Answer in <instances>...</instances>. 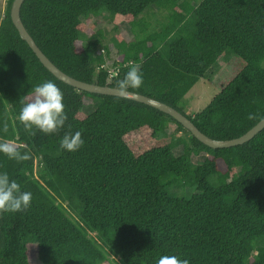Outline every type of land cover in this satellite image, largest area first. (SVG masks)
Returning <instances> with one entry per match:
<instances>
[{
    "label": "trees",
    "instance_id": "16d2710c",
    "mask_svg": "<svg viewBox=\"0 0 264 264\" xmlns=\"http://www.w3.org/2000/svg\"><path fill=\"white\" fill-rule=\"evenodd\" d=\"M12 1L0 18V142L30 158L0 153V173L32 201L24 211L0 213V264H33L30 245L39 264H156L161 255L264 264V127L244 143L212 148L154 107L66 84L20 37ZM151 6L167 11L159 29L143 18ZM19 13L66 74L117 87L130 62L139 65L143 85L128 90L170 105L213 139L238 137L264 116V0H24ZM92 16L112 22L116 59L102 29L88 23ZM229 51L243 67L204 107L185 114L187 92ZM44 81L64 93L68 119L56 133L32 135L18 116ZM85 99L94 107L85 109ZM76 131L83 146L61 149L63 136Z\"/></svg>",
    "mask_w": 264,
    "mask_h": 264
},
{
    "label": "clouds",
    "instance_id": "9594fccd",
    "mask_svg": "<svg viewBox=\"0 0 264 264\" xmlns=\"http://www.w3.org/2000/svg\"><path fill=\"white\" fill-rule=\"evenodd\" d=\"M143 82V74L139 65L130 62L129 70L124 79L118 81L115 90L120 95H128L129 88L139 89ZM63 100L62 90L54 82L44 81L34 88L32 97L23 103L18 119L32 135H35L33 129L44 134L56 133L64 127L68 119ZM84 143L82 133L76 131L74 134H65L60 141V147L74 152ZM0 153L18 162L30 158L27 152L21 153L17 147L8 142H0ZM31 201V192L22 191L20 184L16 180L10 179L6 172L0 173V213L24 211L30 207ZM156 264H190V261L181 259L177 255H161Z\"/></svg>",
    "mask_w": 264,
    "mask_h": 264
},
{
    "label": "rangeland",
    "instance_id": "374dc122",
    "mask_svg": "<svg viewBox=\"0 0 264 264\" xmlns=\"http://www.w3.org/2000/svg\"><path fill=\"white\" fill-rule=\"evenodd\" d=\"M6 0H0V18L3 15ZM167 11L159 9L158 7H149L148 10L143 13V18L150 23L155 29H159L160 24L166 18ZM141 15V16H142ZM95 23L94 30L101 28L103 32L104 42L111 49L112 57L116 59L115 48L113 47L111 37L114 34L112 30V22L108 17L92 16L88 23ZM123 35L128 39L132 36L130 27L127 22L121 21L119 23ZM91 27V31H92ZM121 33V32H120ZM110 63V62H109ZM244 65V61L233 54L232 52H226L221 55L217 61L207 70L205 76L200 78L198 82L187 92L184 99L181 101V107L185 114L193 115L202 107H204L210 99L224 86ZM84 108L89 109L94 107L93 101L85 99ZM13 145V144H12ZM175 152H179V147ZM205 154L192 155L191 160L193 163H201ZM36 247L30 245L28 247V257L31 263L39 264L36 260Z\"/></svg>",
    "mask_w": 264,
    "mask_h": 264
},
{
    "label": "water",
    "instance_id": "95a60500",
    "mask_svg": "<svg viewBox=\"0 0 264 264\" xmlns=\"http://www.w3.org/2000/svg\"><path fill=\"white\" fill-rule=\"evenodd\" d=\"M24 0H13L10 6V18L17 29L20 37L27 42L29 47L32 49L36 57L39 59V61L46 67L48 71H50L57 79L63 81L66 84H69L77 89L87 91L89 93H98V94H106V95H115L120 96L128 99H132L134 101L144 103L146 105H149L151 107H154L168 115H170L172 118H174L176 121L181 123L187 130L190 131V133L196 137L199 141L202 143L208 145L212 148H221V147H230L233 145L241 144L249 139H251L257 132H259L264 127V116L255 124L253 125L249 130H247L242 135L231 138V139H213L207 135H205L203 132H201L195 124L183 113L176 110L175 108L171 107L170 105L163 103L161 101H158L152 97H148L146 95L133 92L128 90V95H120L115 90L117 87L115 86H109V85H99L96 83H90L78 80L65 72H63L61 69H59L36 45L33 38L30 36V34L25 29L21 18H20V7Z\"/></svg>",
    "mask_w": 264,
    "mask_h": 264
},
{
    "label": "built area",
    "instance_id": "2783aa9c",
    "mask_svg": "<svg viewBox=\"0 0 264 264\" xmlns=\"http://www.w3.org/2000/svg\"><path fill=\"white\" fill-rule=\"evenodd\" d=\"M108 81H110V80H108Z\"/></svg>",
    "mask_w": 264,
    "mask_h": 264
}]
</instances>
